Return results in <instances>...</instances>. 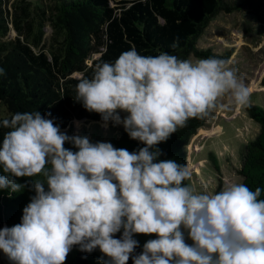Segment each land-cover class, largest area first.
I'll return each mask as SVG.
<instances>
[{
  "label": "clouds",
  "instance_id": "clouds-1",
  "mask_svg": "<svg viewBox=\"0 0 264 264\" xmlns=\"http://www.w3.org/2000/svg\"><path fill=\"white\" fill-rule=\"evenodd\" d=\"M231 65L216 56H143L135 47L96 64L92 77L76 84L75 100L99 114L103 126L123 125L145 145L137 151L70 136L50 112L0 120L8 129L0 189L23 191L29 186L16 178L30 177L35 191L21 222L0 229L10 264H65L74 245L88 253L99 248L100 264H128L130 257L133 264H264V190L231 183L198 192L183 183L190 166L159 159L157 147L189 119L208 117L226 93L237 105L249 104L250 89ZM138 234L155 238L134 254Z\"/></svg>",
  "mask_w": 264,
  "mask_h": 264
},
{
  "label": "trees",
  "instance_id": "trees-1",
  "mask_svg": "<svg viewBox=\"0 0 264 264\" xmlns=\"http://www.w3.org/2000/svg\"><path fill=\"white\" fill-rule=\"evenodd\" d=\"M251 1L58 0L54 16L56 26L64 30L62 48L36 51L34 45L24 39L28 36L25 32L15 39L13 45L0 48V68L5 70V74L0 76V104H5L8 110V115L0 120L17 112H50L61 131L70 136L73 135L70 130L75 118L86 117L102 122L99 114L87 111L82 103L75 100L76 84L82 78H91L96 64L114 62L122 52L132 47L143 56L167 52L180 59H187L190 55L229 59L232 49L219 53L209 46H200L198 39L219 12L242 10L245 3ZM9 5V0H0V36L6 34L12 25L20 30L19 9L22 10L23 3H14L12 11ZM25 8L24 13L27 14ZM29 23V20L25 21L28 30L31 28ZM174 43L177 44L175 48L172 47ZM261 82L264 85V75ZM245 110L259 129L240 148L238 170L242 176L241 183L253 191L257 187L264 190V105L249 102ZM208 117L189 119L185 127L171 134L166 142H161L157 146L162 151L159 159L187 163V146L198 129L206 125ZM6 131L8 129L0 128V144ZM91 142H110L115 148L129 152L145 146L131 139L124 128L113 133L110 139L100 141L96 137ZM65 147L77 150L70 143ZM212 157L215 162L216 156L212 154ZM0 174H3L2 169ZM188 181L183 183L188 184ZM16 182L29 187L20 192L0 189V229L20 223L24 207L35 195V191L30 190L33 178L20 177ZM45 188L47 190V185ZM260 198L264 199V191ZM121 235L122 232L117 233L116 238ZM134 238L140 245L134 254H139L144 243L155 237L138 234ZM102 255L99 248L88 253L74 245L65 264H100ZM128 264H133L131 257Z\"/></svg>",
  "mask_w": 264,
  "mask_h": 264
},
{
  "label": "rangeland",
  "instance_id": "rangeland-1",
  "mask_svg": "<svg viewBox=\"0 0 264 264\" xmlns=\"http://www.w3.org/2000/svg\"><path fill=\"white\" fill-rule=\"evenodd\" d=\"M29 1L32 3H23L22 10L19 9L20 30L12 25L6 34L0 36V48L13 45L15 39L25 32L28 36L24 39L32 43L36 51L41 48L45 51L59 50L63 46L64 30L55 23V3L58 4V0ZM25 6L27 14L24 13ZM9 10H13V3H10ZM27 20L31 30H26ZM38 37L41 39L38 40ZM198 44L209 46L219 53L232 49L229 58L231 67L238 70V76L250 89L249 102L264 105V85L261 82L264 75V0L246 2L242 10L219 12L204 29ZM189 58L193 62L201 59L194 55ZM217 103L206 125L198 129L187 146V164L191 163L192 173L188 183L196 191L206 188L210 194L221 190L225 184L242 182L238 170L240 148L259 129L258 124L248 116L245 105L235 104L230 94L221 96ZM120 114L122 117L126 115L124 112ZM7 115L6 105L0 104V119ZM121 128H124L123 125L114 126L109 122L105 127L101 121L82 117L73 120L70 133L87 135L91 141L96 137L103 141L110 139ZM212 154L216 156L215 162ZM0 264H10L2 251Z\"/></svg>",
  "mask_w": 264,
  "mask_h": 264
},
{
  "label": "crops",
  "instance_id": "crops-1",
  "mask_svg": "<svg viewBox=\"0 0 264 264\" xmlns=\"http://www.w3.org/2000/svg\"><path fill=\"white\" fill-rule=\"evenodd\" d=\"M9 1H10V3H13V5H14V3H32L29 0H9ZM43 12H44V10H43ZM43 23L44 22H42V26H43ZM26 30H28V29H26ZM29 30H31V28ZM39 35H41V33H39ZM37 39H39V37Z\"/></svg>",
  "mask_w": 264,
  "mask_h": 264
}]
</instances>
